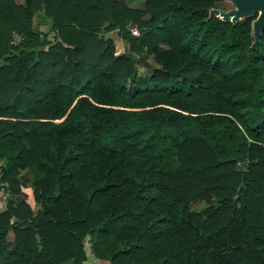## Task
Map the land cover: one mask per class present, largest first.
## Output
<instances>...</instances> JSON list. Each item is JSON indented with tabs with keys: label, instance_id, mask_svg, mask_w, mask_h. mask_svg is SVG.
Returning a JSON list of instances; mask_svg holds the SVG:
<instances>
[{
	"label": "trees",
	"instance_id": "1",
	"mask_svg": "<svg viewBox=\"0 0 264 264\" xmlns=\"http://www.w3.org/2000/svg\"><path fill=\"white\" fill-rule=\"evenodd\" d=\"M137 1L0 0V264H264V27Z\"/></svg>",
	"mask_w": 264,
	"mask_h": 264
},
{
	"label": "water",
	"instance_id": "2",
	"mask_svg": "<svg viewBox=\"0 0 264 264\" xmlns=\"http://www.w3.org/2000/svg\"><path fill=\"white\" fill-rule=\"evenodd\" d=\"M231 7L226 9H219L217 7L208 8V15L213 14L220 19L229 20L233 22L236 19L243 17L244 15H250L255 12V16L250 21V34L251 42L248 49L255 46L258 41L260 30L264 27V0H229ZM231 15V16H230ZM107 24L104 21L100 28L102 29ZM235 195H233L234 197ZM35 242L37 244V250L40 249L39 236L34 233ZM59 264H72V259L69 258Z\"/></svg>",
	"mask_w": 264,
	"mask_h": 264
},
{
	"label": "rangeland",
	"instance_id": "3",
	"mask_svg": "<svg viewBox=\"0 0 264 264\" xmlns=\"http://www.w3.org/2000/svg\"><path fill=\"white\" fill-rule=\"evenodd\" d=\"M21 1V0H20ZM129 4H135L138 1L126 0ZM216 7L219 9H226L231 7V2L229 0H216ZM32 24L37 26L40 31L44 32L47 37H50L52 34V30L49 26V19L43 14V12L38 11L32 17ZM104 36H107L112 39L113 41V49L115 53L121 52L123 49V42L119 35L116 34L114 30L104 31ZM136 73L140 75L148 74L149 69L147 67H143L140 65H135ZM10 198H15L16 194L11 193L10 191ZM7 239H11V233H7ZM83 249L85 252V259L83 260V264H107L104 260L96 258L90 251L88 237L85 235L82 238Z\"/></svg>",
	"mask_w": 264,
	"mask_h": 264
},
{
	"label": "built area",
	"instance_id": "4",
	"mask_svg": "<svg viewBox=\"0 0 264 264\" xmlns=\"http://www.w3.org/2000/svg\"><path fill=\"white\" fill-rule=\"evenodd\" d=\"M126 29L131 35H136L138 33L137 26L132 22L126 23ZM22 36L19 32L14 29L9 30L7 42L10 46H15L21 42ZM2 173V168L0 165V176ZM10 190L7 186L5 180L0 179V208L4 207V204L7 202L8 198H10Z\"/></svg>",
	"mask_w": 264,
	"mask_h": 264
},
{
	"label": "bare ground",
	"instance_id": "5",
	"mask_svg": "<svg viewBox=\"0 0 264 264\" xmlns=\"http://www.w3.org/2000/svg\"><path fill=\"white\" fill-rule=\"evenodd\" d=\"M231 16V15H230Z\"/></svg>",
	"mask_w": 264,
	"mask_h": 264
}]
</instances>
